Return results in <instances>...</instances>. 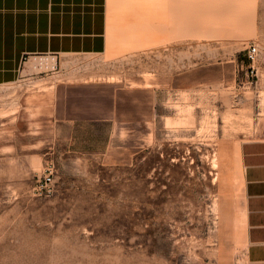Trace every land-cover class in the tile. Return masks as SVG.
Listing matches in <instances>:
<instances>
[{
  "label": "rangeland",
  "instance_id": "1",
  "mask_svg": "<svg viewBox=\"0 0 264 264\" xmlns=\"http://www.w3.org/2000/svg\"><path fill=\"white\" fill-rule=\"evenodd\" d=\"M105 10L107 52L0 85V264H264L239 156L264 135V0Z\"/></svg>",
  "mask_w": 264,
  "mask_h": 264
},
{
  "label": "crops",
  "instance_id": "2",
  "mask_svg": "<svg viewBox=\"0 0 264 264\" xmlns=\"http://www.w3.org/2000/svg\"><path fill=\"white\" fill-rule=\"evenodd\" d=\"M105 5L106 0H0V85L30 78L31 54L57 59L107 52ZM239 156L246 256L263 263L264 135L243 139Z\"/></svg>",
  "mask_w": 264,
  "mask_h": 264
},
{
  "label": "built area",
  "instance_id": "3",
  "mask_svg": "<svg viewBox=\"0 0 264 264\" xmlns=\"http://www.w3.org/2000/svg\"><path fill=\"white\" fill-rule=\"evenodd\" d=\"M259 54V48L255 45H252L249 48L248 51V59L252 63H254ZM252 67V73H254L256 70L253 66ZM32 191L34 194H44L46 196H51L54 193V184H53V178H52V172L50 171L49 174H46L44 177H42L37 184L32 188Z\"/></svg>",
  "mask_w": 264,
  "mask_h": 264
},
{
  "label": "bare ground",
  "instance_id": "4",
  "mask_svg": "<svg viewBox=\"0 0 264 264\" xmlns=\"http://www.w3.org/2000/svg\"><path fill=\"white\" fill-rule=\"evenodd\" d=\"M41 59H40V61H42L43 60V62H45V64H47V65H52V67H54L55 66V58H52L51 60H49V59H47L48 57H40ZM40 61L38 62L40 65H41V63H40ZM45 66V65H44ZM49 81V80H48ZM55 81V80H54ZM43 83V82H42ZM50 83V82H49ZM41 84V83H40ZM46 84V83H45ZM54 86V85H53ZM41 87V86H40ZM51 87V86H50ZM38 88V87H37ZM42 89V88H41ZM49 89V88H48ZM169 120V119H168ZM168 122V121H167ZM174 122V121H173ZM220 207V206H219ZM218 207V208H219ZM220 209V208H219ZM223 212V211H222Z\"/></svg>",
  "mask_w": 264,
  "mask_h": 264
}]
</instances>
